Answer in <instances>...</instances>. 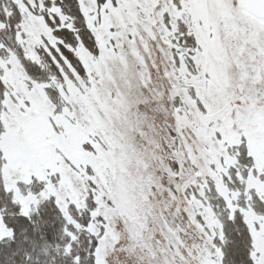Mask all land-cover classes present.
Returning a JSON list of instances; mask_svg holds the SVG:
<instances>
[{
  "label": "snow or ice",
  "instance_id": "1",
  "mask_svg": "<svg viewBox=\"0 0 264 264\" xmlns=\"http://www.w3.org/2000/svg\"><path fill=\"white\" fill-rule=\"evenodd\" d=\"M0 264H264V0H0Z\"/></svg>",
  "mask_w": 264,
  "mask_h": 264
}]
</instances>
